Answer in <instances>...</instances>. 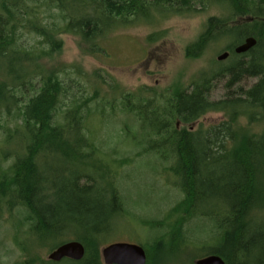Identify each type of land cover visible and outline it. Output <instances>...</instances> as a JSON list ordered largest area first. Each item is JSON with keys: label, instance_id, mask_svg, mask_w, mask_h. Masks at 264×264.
Masks as SVG:
<instances>
[{"label": "trees", "instance_id": "1", "mask_svg": "<svg viewBox=\"0 0 264 264\" xmlns=\"http://www.w3.org/2000/svg\"><path fill=\"white\" fill-rule=\"evenodd\" d=\"M217 5L226 15L209 18L185 56L197 59L211 42L230 36L224 52H230L227 60L233 57L172 92H124L111 85L117 106L98 85H86L80 69L63 80L39 62L60 49V35L78 38L84 54L93 56L103 52L101 39L120 23L189 16ZM31 34L39 43L23 47L22 36ZM247 37L255 46L236 55L234 47ZM93 76L104 83L98 73ZM247 79L255 82L244 88ZM215 82H224L226 89L217 100L211 97ZM106 108L133 117L138 130L126 125L124 141L140 150L135 157L153 154L171 161L164 174L182 194L164 220L139 221L163 231L147 242L146 264H154L166 239L202 253L188 258L192 264L209 255L224 264H264V0H0V118L18 117L1 143L12 149H0L1 162L11 160L0 169V213L10 216L17 241L19 233L24 236L23 243L16 242L28 256L23 264L36 263L32 246L50 244L52 251L69 241L83 245L81 261L39 264H102L99 249L132 216L117 181L120 169L134 160L103 153L92 123L93 116L107 118ZM207 114L224 119L194 130ZM59 159L61 167L47 169L48 162ZM197 222L210 225L201 236ZM185 227L194 230L195 241Z\"/></svg>", "mask_w": 264, "mask_h": 264}, {"label": "rangeland", "instance_id": "2", "mask_svg": "<svg viewBox=\"0 0 264 264\" xmlns=\"http://www.w3.org/2000/svg\"><path fill=\"white\" fill-rule=\"evenodd\" d=\"M221 8V5H217L189 16L153 15L151 18H137L124 24L120 23L101 39L103 52L93 56L84 54L83 46L78 38L72 35H60L57 38L61 43L60 49L51 52L39 62L49 71L56 70L63 80H66L67 74H71L72 69H80L82 75L86 77V85H93V87L98 85L100 93L109 100L115 99L117 106L119 105L118 95L111 90V85L118 86L124 92H136L141 88L152 89L157 93L172 92L175 89L187 87L201 74H210L225 66L233 57L219 63L216 61V57L227 51V46L231 44L230 36L211 42L197 59L185 56V48L199 39L207 20L211 17L226 15ZM34 36V34L24 35L20 43L26 48L37 46L40 39ZM38 47L44 51L48 50V48L44 49V45L39 44ZM96 73L101 76L104 83L99 80L94 82L93 74ZM254 82L253 79H247L242 82V86L249 88ZM225 93L224 82H215L211 92L212 99H221ZM115 95L117 96L114 97ZM105 114L107 118L102 120L97 116L92 117V123L97 125L99 134V149L105 154H113L115 159L130 157L134 160L120 169L117 181L126 209L132 216L124 219L119 227L114 229L99 251L111 243L126 242L141 246L149 255L150 249L146 246L147 242H154L163 231L151 226L143 227L144 225L141 226L139 221L141 219L153 222L157 219L164 220L168 212L181 200L182 194L170 183L173 177L164 174L165 170L171 166V161H159L153 154L135 157L140 150L137 151L124 141L123 130L126 125L130 130H138V124L133 117L123 115L119 108H116L115 112L106 108ZM223 119L222 114H207L192 128L197 130L200 124L203 128H207ZM16 121L18 117L14 114L8 117L3 115L0 118V149L2 151L12 149L1 143L5 139L4 133L7 128L13 130ZM10 162V158L1 162L0 157V169H5ZM46 167L48 170L52 168L56 170L57 167H61V161L59 159L58 163L48 162ZM9 218L6 212L0 213V264H23L28 260V256L16 242L23 243L24 236L19 233L18 241L16 240V230ZM189 224L186 226H190ZM207 228H210L207 223H196L199 236L203 235ZM187 229L185 227L188 239L195 241L197 235L194 234V230L188 232ZM49 245L39 247L34 245L29 249V252L33 253L32 257H37L35 264H39L40 261L47 262V255L51 251V245ZM170 246H172V252L168 253ZM160 250L157 252L154 264H192V260L188 258L202 254L190 248L184 251L180 245L174 242L169 243V239H166V243ZM165 253L170 255L163 256Z\"/></svg>", "mask_w": 264, "mask_h": 264}, {"label": "water", "instance_id": "3", "mask_svg": "<svg viewBox=\"0 0 264 264\" xmlns=\"http://www.w3.org/2000/svg\"><path fill=\"white\" fill-rule=\"evenodd\" d=\"M256 41L252 37H247L242 43L236 46L233 52L236 55L245 54L252 49ZM229 56L228 52H222L216 57L217 62L225 61ZM85 255L83 245L77 241L63 243L49 252L47 261L58 263L63 259L79 262ZM102 264H146V252L137 245L126 242H116L104 246L100 250ZM194 264H224L221 257L209 255L197 259Z\"/></svg>", "mask_w": 264, "mask_h": 264}, {"label": "flooded vegetation", "instance_id": "4", "mask_svg": "<svg viewBox=\"0 0 264 264\" xmlns=\"http://www.w3.org/2000/svg\"><path fill=\"white\" fill-rule=\"evenodd\" d=\"M235 47H236V46H235ZM235 47H234V48H235ZM233 50H234V49H233ZM228 53H229V56H230V52H228ZM240 55H243V54H240ZM240 55H238V56H240ZM229 56H228V58H229ZM228 58H227V59H228ZM227 59H226V60H227ZM226 60H225V61H226Z\"/></svg>", "mask_w": 264, "mask_h": 264}]
</instances>
